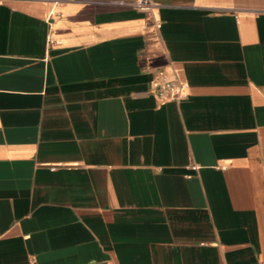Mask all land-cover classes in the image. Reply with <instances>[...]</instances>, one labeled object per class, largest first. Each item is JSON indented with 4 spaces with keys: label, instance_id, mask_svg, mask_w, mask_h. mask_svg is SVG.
Instances as JSON below:
<instances>
[{
    "label": "crops",
    "instance_id": "0c3cea01",
    "mask_svg": "<svg viewBox=\"0 0 264 264\" xmlns=\"http://www.w3.org/2000/svg\"><path fill=\"white\" fill-rule=\"evenodd\" d=\"M136 1L0 0V264H264V0Z\"/></svg>",
    "mask_w": 264,
    "mask_h": 264
},
{
    "label": "built area",
    "instance_id": "2783aa9c",
    "mask_svg": "<svg viewBox=\"0 0 264 264\" xmlns=\"http://www.w3.org/2000/svg\"><path fill=\"white\" fill-rule=\"evenodd\" d=\"M135 5L139 9H149L153 5V2L152 0H137ZM153 83L157 85L155 94L160 101L184 98L180 82L165 69L158 70Z\"/></svg>",
    "mask_w": 264,
    "mask_h": 264
}]
</instances>
